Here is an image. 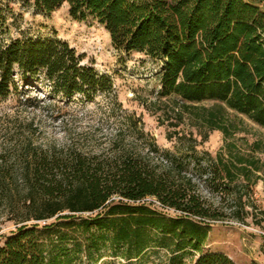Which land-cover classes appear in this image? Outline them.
<instances>
[{
    "label": "trees",
    "instance_id": "trees-1",
    "mask_svg": "<svg viewBox=\"0 0 264 264\" xmlns=\"http://www.w3.org/2000/svg\"><path fill=\"white\" fill-rule=\"evenodd\" d=\"M64 3L73 19L103 25L115 48L159 61L161 97L214 101L264 127V0H33L46 15ZM14 17L11 1L0 0V100L18 93L19 81L88 102L114 90L109 75L56 33L11 36ZM204 118L228 133L214 111ZM147 150L117 141L100 153L24 145L16 166L1 157L0 208L8 207L18 226L0 245V264H93L104 250L136 261L156 248L170 264H183L186 255L191 264H236L205 244L213 223L250 215L256 161L231 153L202 163L194 144L171 151L152 143ZM199 181L233 200L228 213L207 201ZM17 183L19 209L10 186Z\"/></svg>",
    "mask_w": 264,
    "mask_h": 264
},
{
    "label": "rangeland",
    "instance_id": "rangeland-1",
    "mask_svg": "<svg viewBox=\"0 0 264 264\" xmlns=\"http://www.w3.org/2000/svg\"><path fill=\"white\" fill-rule=\"evenodd\" d=\"M15 17L10 19V35L20 31L51 35L56 33L69 42L84 62L112 78L114 90L100 94L88 102L80 96L71 100L53 95L40 82L19 81V92L0 100V158L16 166L17 156L24 145L46 148L73 146L89 153L109 151L113 142L133 148L146 155L155 143L160 149L185 150L194 144L205 163L213 159L228 160L244 155L256 161L260 171L253 185L245 222L233 218L212 224L205 244L207 251L227 254L236 264H264V127L236 112L221 108L214 101L198 104L170 97H161L160 62L142 52L125 53L112 44L106 28L94 20L79 21L68 12V4L46 15L37 10L33 0H10ZM210 111L218 115L228 133L211 129L205 121ZM232 153V154H231ZM154 157V154H151ZM193 161H195L193 159ZM18 167L15 168L17 170ZM195 169L192 170L194 174ZM16 209L21 208L18 193L22 186L10 185ZM198 191L209 203L220 206L226 213L234 205L230 197L221 200L206 184L198 182ZM155 207L162 210L160 205ZM0 208V245L18 226L8 212ZM162 211L175 215L173 210ZM183 264H191L186 255ZM93 264H170L164 249H150L138 260H125L104 250Z\"/></svg>",
    "mask_w": 264,
    "mask_h": 264
},
{
    "label": "built area",
    "instance_id": "built-area-1",
    "mask_svg": "<svg viewBox=\"0 0 264 264\" xmlns=\"http://www.w3.org/2000/svg\"><path fill=\"white\" fill-rule=\"evenodd\" d=\"M149 200H152V201H154L156 204H158V205H161L158 201H156L155 199H151V198H149ZM172 210V209H171Z\"/></svg>",
    "mask_w": 264,
    "mask_h": 264
}]
</instances>
